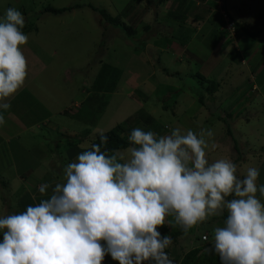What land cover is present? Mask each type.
I'll return each instance as SVG.
<instances>
[{
    "label": "clouds",
    "instance_id": "obj_1",
    "mask_svg": "<svg viewBox=\"0 0 264 264\" xmlns=\"http://www.w3.org/2000/svg\"><path fill=\"white\" fill-rule=\"evenodd\" d=\"M24 27V15L15 8L0 17L3 111L28 76ZM3 111L0 125L6 122ZM98 135L100 143L82 144L86 150L63 168L62 182L39 185L48 198L0 216V264H102L106 255L119 264H173L166 251L172 237L158 228L167 224L187 234L225 210L209 252L222 264H264L259 169L249 167L240 178L230 159L210 163L205 136L211 138V130L174 128L158 135L137 127L127 137L130 146L111 151L107 135Z\"/></svg>",
    "mask_w": 264,
    "mask_h": 264
},
{
    "label": "rangeland",
    "instance_id": "obj_2",
    "mask_svg": "<svg viewBox=\"0 0 264 264\" xmlns=\"http://www.w3.org/2000/svg\"><path fill=\"white\" fill-rule=\"evenodd\" d=\"M166 1L169 0H143L141 2L145 7L143 9L139 0H20L19 5L25 6V8L19 11L23 15L24 13L27 14L28 22L34 23L33 25L38 28V31L33 30L27 35L28 42H35L38 47H41L53 58V62L47 64L43 72L35 79L41 85L27 88L25 92L28 95L27 100L30 99L32 105L39 110L50 104V99L46 95L47 91L55 95L60 93L58 95L59 103H65L69 106L67 115L72 119L73 123L84 120L83 122L88 123L89 128L92 129L81 131L90 138L85 141V145L91 144V141L99 136V132L107 133L116 128L117 125H128V119L132 117L134 112L138 113V115L133 125L149 124L148 126H136L135 128L140 127L145 131L154 130L158 135L170 134L174 128H180L182 132L190 129L197 134L201 131L211 130L213 136L211 138L205 136L210 146L206 149L209 162H214L217 159H230L237 165V175L240 178H243L242 174L246 172L247 168L256 167L260 172L258 185H264V67L260 71L254 69L257 81L251 77V81L247 82L240 65L236 64V61L231 56L234 50L232 40L227 38L229 42H227V46L221 47L216 42L215 47L213 48L212 46L215 36L220 34L228 35L227 32L231 33L227 27L231 18L230 11L232 16L240 21L236 23L231 19L235 25H240L241 30L239 31L242 35L240 37L245 38L247 36L252 38L245 31L248 29L256 31L257 35L262 33L255 39L260 40V37L264 36V0H228L229 12L222 8L223 2H221L220 6L216 7L217 11L212 13L214 16L209 22L210 28L198 34L197 42L203 40L202 35H210L206 40L209 43L207 46L210 48L207 51L210 53L209 60L215 62L219 58H223L225 61L223 60L221 69H226L227 67H229V70L231 69L226 74L216 72L212 75L211 79L220 84L216 93L217 98L219 101H223V104L217 106L216 111L212 109L215 108V105L212 104L214 103L213 100L205 101L208 105V110L200 101L202 93L209 87L208 82L210 79L197 83L195 77H192L197 73L206 77V66L195 67L186 60L173 55L170 47H164L168 43L164 30L167 23L172 27L170 33L178 34L176 30L178 21L174 19L172 22V18L168 15L169 13H165L164 6H160ZM4 2L5 0H0V17H2L1 13L5 14L6 12L3 7ZM89 2L100 9H105L109 14L122 21L124 19L120 14L128 10L130 14L128 19H132V21L125 19L124 22L128 24L126 25L129 28H133L131 40L126 38L125 32L120 28L115 26L108 27V23L101 14L95 13L89 8L87 5ZM151 4L156 5L158 9L156 14L154 10L148 7ZM29 5H32L31 9L28 7ZM76 5H81V7L72 12L59 15L42 13L44 8L48 6L61 9ZM238 11L245 12V14L239 15ZM224 13L228 14L229 20L224 17ZM38 17H40L39 20ZM140 19H142L141 22L139 21ZM254 26L256 30H253ZM190 36L191 34L180 33L176 37L181 38L179 41L183 42L184 39H193ZM232 37L235 39L236 35ZM153 41L154 43H152ZM125 42L129 45L125 44ZM155 44L163 47L164 51L159 56H155L154 52H152ZM194 49L195 47H193ZM203 56L204 54L202 53L200 57L202 58ZM146 58L150 61L149 66L155 71L154 74L150 75L152 77L147 79L146 85L142 84L140 87L144 90L153 88L148 91L149 93H146L148 99L142 100L143 102L139 104L136 100L141 97L138 92L136 94V91L131 94L132 98L129 97V99L125 95H117V93H123L124 88L131 87V82L137 81L132 77L138 76L140 70L149 76L150 71H148L147 63H145ZM228 58H231V61ZM179 60L182 63L178 62ZM164 66L171 72L164 70ZM182 68H184L183 72L180 71ZM103 71L111 72V78L108 80L112 84V86L110 84L112 87L111 94L107 93L109 96L101 97L102 102L99 101L98 95H93V98L88 101H82L87 92L94 91L93 88L98 91L94 83L103 80L100 78V74ZM165 72L169 74L166 75ZM176 72H182V76H169ZM191 74L194 75L191 76ZM220 74H222V77ZM52 85L57 89L58 93L53 89H49L52 88ZM132 85L134 86V84ZM148 85L150 87L146 88L145 86ZM238 87H240V92L245 87H249V91L250 88H256L260 93L257 94L253 104L248 106L245 102H239L241 100L237 96L240 92L236 90ZM126 90L128 91L129 89L127 88ZM179 90H182V92ZM188 94L189 96H187ZM193 94L196 96L191 98ZM109 97L112 98L109 106L111 108L107 109L104 117L102 115L98 116L97 109L104 105ZM77 99L79 105L76 106ZM193 99L194 101H192ZM177 102L181 104L180 109H178ZM201 105L204 108L200 107ZM133 108L136 110L131 113ZM153 109H157V112L155 113ZM174 112L175 115L173 114ZM211 112L214 113L213 116ZM49 113L54 114L53 119L57 115L60 116L55 102L49 106L47 115ZM185 117L192 119L190 125L184 124L187 121ZM54 122V120H48V123L35 129L33 134H37L39 137L32 136L31 150L34 149V151H32L29 158V164L22 170L23 173H27L29 169L40 172L46 165V169L49 170L50 168L60 177L63 168L69 161L64 162L62 159H68L67 147L70 143L69 147L73 146V139L60 137L57 129H54L53 134H51L49 130L52 128L49 125ZM177 122H182V126H175ZM153 124L155 127H153ZM45 135H48L49 138L55 137L57 142L46 141ZM79 142L82 143L80 140ZM212 144H215L214 149L211 148ZM236 148L240 149L241 152ZM46 154L49 155L48 158L43 159L40 157V155L45 156ZM44 178L47 180L49 175L44 176ZM39 196L41 198L44 195L39 194ZM262 202H264V198H262ZM17 210L15 209L16 212ZM226 216L227 212L225 210L223 215L209 217L204 223L189 230L187 234H184L179 227L172 228L167 224L163 226L166 229L165 232H161L163 228L159 229L162 236L171 235L172 237V244L166 251L173 264H181L186 254L200 246L206 250L212 247L214 228L223 226ZM177 231L181 233L175 234ZM206 234L209 238L208 241L203 243L200 238ZM219 261V263H222L221 259ZM118 263L110 255H106L102 262V264Z\"/></svg>",
    "mask_w": 264,
    "mask_h": 264
},
{
    "label": "crops",
    "instance_id": "obj_3",
    "mask_svg": "<svg viewBox=\"0 0 264 264\" xmlns=\"http://www.w3.org/2000/svg\"><path fill=\"white\" fill-rule=\"evenodd\" d=\"M142 1L143 0H139L140 5L144 9L145 7L141 4ZM213 1L216 2L217 5L219 6H220V3L223 2L222 8L225 11H228V12L230 11L227 5L228 0H184V1H180L179 3H177V0H169L160 5V6H164L165 13H169L168 15L169 17L172 18L171 19L172 22L174 19L178 21V25L176 27L178 34L187 33V34H191L190 37H193V39L190 38L189 40L184 39L183 42L179 41L181 40V38L176 37L178 34L170 33L172 31V27L171 25L167 23L166 24L167 26H165L164 30L166 33L168 43L164 47L166 46L170 47V51L173 55H176L178 58L186 60L189 64H192L195 67L196 66H206L205 71L207 75L205 78L210 79V80H212L211 79L212 75H214V73L216 72L226 74L228 71L231 70V69L229 70V67L226 68L227 70L221 69L223 60H224L223 58H219L215 62L213 61L211 62V60H209L210 53H208L207 51L210 50V48L207 46L209 43L206 40L208 39L210 35H202L201 37L203 40L201 42H197L198 34L203 32L205 29L210 28L209 22H211L212 17L214 16L212 15V13H215L217 11L216 7L213 6V3H212ZM19 2L20 0H5L3 7L6 10L8 8H15L17 10L24 9L25 6H20ZM180 4L184 5L182 10L181 8H179ZM31 6L29 5L28 7L31 9ZM155 6L156 5L151 4L148 7L154 10L156 14V10L158 11V9ZM48 7H51V6H48ZM179 10H181V12ZM174 11H177L179 13L172 14L171 12H174ZM230 12L229 14L231 15V19L234 20V22L239 23L240 21L234 16H232ZM42 13H45L44 10L42 11ZM243 13L245 14V12L238 11L239 15H243ZM1 15L4 16L3 13H1ZM120 15L122 16L124 21L125 19H128L130 17V14L128 12L127 13L123 12ZM149 15H151V13H149ZM39 18L40 17H38V20ZM25 19L26 21H29L28 16H26ZM129 21L131 22L132 19H130ZM139 21L141 22L142 19H140ZM236 25L238 28L237 30L238 33L236 34V37H234L235 39H233L230 32H227L228 35L220 34L214 37L215 41L212 46L213 48L215 47V42L220 44L221 47H223L224 45L227 46V42H228L227 38L231 39L232 40L231 42L233 43L232 46L234 49L231 56L233 60L236 61V64L240 65V68L242 69V73L246 77L247 82H250L251 77L255 78L254 69H256V71L257 70L260 71L261 68L264 67V64H263L264 62V36H262L263 39H260V40H255L247 36H245V38L240 37L242 36L239 31L241 30V28L239 27L238 24ZM29 38L32 39L31 36H29ZM152 43H154V41ZM154 47L155 48L154 50H152V52H154L155 56H159V54L164 51L162 45L158 46L157 44H155ZM193 47H195L194 50H193ZM23 49H24L23 53L28 61L27 79L25 81L23 88L9 101L11 104L10 109L7 111L0 110V111H3V114L5 116V121H6L4 125H0V177H2V179H0V216L17 213L19 211H25L27 206L36 205L42 199L48 198V196H45V195L40 198L39 196L40 192L38 191L39 185L43 183H49V184L54 185L56 182H62L64 180V176L61 175L63 174V171L61 172L60 177H58V175H56V173H54V171H52L50 168L49 170L46 169V165L44 166V168H42V171L40 172H37L36 170H33V169H29L27 173L22 172V170L25 169V166L29 164L28 162L29 158L31 156L32 151H34V149L31 150L32 139L33 137H37V138L39 137V135L33 134L35 133L34 132L35 129H37L39 126L41 127V125L48 123V120H54L55 122L52 125L48 124L49 127L52 128L49 130V132L53 134L54 129H57L60 137H66V138L73 139V142H74L73 146L69 147L68 145L67 147L68 148L67 149L68 159H64V158L62 159V161L64 162L69 160L68 163L75 160V158L80 152L86 150L85 148H81V145L84 144L85 141L87 139L89 140L90 138L88 136H85V134L81 131L82 130H88V131L92 130L89 128L88 123L83 122L84 120H79L77 121V123L75 122V124L73 123L72 119H70V117L67 115V113H69L68 111L69 106H67L65 103H61V104L59 103L58 95H60V93L55 95L51 93L50 91H47L46 95L50 99V104L46 105L44 108L39 109V110H37V108H35L32 105L30 99L27 100L28 95L25 94L27 88L29 86L41 85V83H39L38 81H35V79L38 78L41 72H43L47 64H50L51 62H53V58L48 53H46L41 47H38V45H36L35 42L33 41L27 42V44L23 46ZM202 53L204 54V56L201 58L200 55ZM228 60L231 61V58H228ZM149 62H150L149 59L146 58L145 63H147L146 67L148 68V71H150L149 76L143 73L142 70H140V74L138 76L132 77L133 79H136L137 81L131 82V87H127L129 90L127 91L126 90L127 88L126 89L124 88V92L117 93V95L119 96L125 95L129 99V97L132 98L131 94H134V91H136V94L138 92L139 96L141 97V98H138V100H136L139 102V104H141L140 102H143L142 100L145 101L148 99L146 93H149L148 91L152 90L153 88L152 87L150 89L147 88V87H150V85L145 86L147 88L146 90H144L143 88L141 89L140 87L142 84L146 85L147 79L152 77L150 76L151 74L155 73V71L152 70V67L149 66ZM178 62L182 63L180 60ZM163 69L168 70L166 66H164ZM183 70L184 68H182V70L180 71L183 72ZM170 72L171 71H169V73ZM165 73L166 75L169 74L167 72ZM181 73L176 72V73H172L169 76H174L178 74L182 76ZM198 74L199 73L195 75L196 77L192 76L194 74H191V76L195 77L197 83H201V79L197 78ZM220 75L222 77V74ZM255 79H256L255 81L258 80L257 78ZM132 84H134V86ZM51 87L52 88H49V89H53L58 93L57 89L53 85ZM239 88L240 87L236 88L237 92H240ZM179 91L182 92V90H179ZM255 93H256V96H255ZM258 93L260 92L256 88H253V89L250 88V91H249V87H245L244 89L241 90L240 94L237 97L241 100L239 102L241 103L245 102L246 105L249 106V104H253V101H255ZM95 94L96 93L94 91L87 92L86 95L83 97L84 100L82 101L84 102L88 101L90 98H93V95ZM108 94H111V93H108ZM187 96H189V94ZM194 96L196 95L193 94L191 98H193ZM192 101H194V99ZM54 102H55V105L58 106V114L60 115V116L57 115L55 119H53V116H54L53 113H49L47 115L49 106L53 104ZM78 102L79 101L77 99L76 106L79 105ZM111 102H112V98L109 97L107 100V105L105 104L103 105V107L100 106L97 109V112H98L97 115L98 116L102 115V117H104V114L106 113L107 109L111 108L109 107ZM177 104H178V109H180L181 107L180 102L179 103L177 102ZM212 104L215 105V108H212V109L216 111L218 108L217 106L223 104V101H219L218 98H216L214 100V103ZM203 106L201 105L200 107H203ZM137 107H140V106H137ZM205 108L206 110H208L207 106H205ZM163 109L165 110L164 107ZM135 110L136 109L133 108V111H131V113L134 112ZM153 110L155 111V113L157 112V109H153ZM100 112L101 114H99ZM134 113L133 115L138 114V113H135V114ZM173 114L175 115V112ZM211 114L212 116L214 115V113L212 112ZM185 118H187V121L186 123L184 122V124L190 125V123H192V119L189 117H185ZM188 121L189 123H187ZM181 124L182 122H177L175 126H180ZM148 125L149 124H144V123H142L141 125L139 124L130 125L125 133V137L127 138L131 130L134 129L136 126H148ZM153 127H155L154 124H153ZM84 128H87V129H84ZM152 131L155 132L154 130ZM45 136H46L45 138L46 141L57 142V139L55 137L49 138L48 135H45ZM79 140L82 141V143H80ZM40 157L44 159V158H48L49 155L48 154H46L45 156L40 155ZM50 157L55 158L54 156H50ZM47 175H49V178L46 180L44 176H47ZM48 194H51V188L48 189ZM17 207H18V210H17ZM15 209L17 210V212L15 211ZM2 240H3V234L0 233V242H2Z\"/></svg>",
    "mask_w": 264,
    "mask_h": 264
},
{
    "label": "trees",
    "instance_id": "obj_4",
    "mask_svg": "<svg viewBox=\"0 0 264 264\" xmlns=\"http://www.w3.org/2000/svg\"><path fill=\"white\" fill-rule=\"evenodd\" d=\"M180 1H184V0H177V3H179ZM212 3H213V6H215V7L218 6L216 2L213 1ZM87 5L95 13L101 14V16L104 18V20L108 23L107 24L108 27L109 26H115L116 28L117 27L120 28L122 31L125 32L126 38L128 40H131L130 38L132 37L133 28H131V27L129 28V26H127L128 25L127 23H125L121 19H117L116 17L112 16L105 9H100V8L94 6L91 2H89ZM80 7H81V5H76L74 7L70 6V7H65V8H61V9L53 8V7H45L44 8V12L45 13H52V14H55V15H59V14L66 13V12H72L75 9L80 8ZM183 7H184L183 4L179 5V8H181V10H182ZM181 10H179V11L181 12ZM125 12H128V10H126ZM171 13L172 14H178L179 12L174 11V12H171ZM184 15H185V13H184ZM26 16H27V14L24 13V18H26ZM33 24L34 23H30V22L26 21V19H25V27L23 28V32L26 35H29L33 30H37L38 31V28L36 26H34ZM239 27H240V25H239ZM253 30H256L255 26H254ZM245 31L253 39H257L262 34L260 30H258L259 33H261L259 35L256 34V31H251V30H248V29H246ZM261 39H263V38H261ZM127 42H129V41H127ZM134 43H136V42H134ZM125 44H128V43L125 42ZM100 75H101L100 78L103 79V80L101 82L94 83L95 88L98 91H95L94 88H93V90L96 93L95 95L99 96L98 97L100 99L99 101L102 102L103 100H102L101 97H104L106 95L109 96L107 93H111L112 84L108 81L111 78V72L103 71ZM197 78L201 79V81H206V79H207V78L201 76L200 74L197 75ZM208 83H209V87L202 93L203 95L200 97L201 98L200 99L201 103L204 104V106H207V107H208V105L205 103V101L209 100V99H212L214 101L218 97L216 93H217L219 85H220L218 82H215L213 80H209ZM110 84H111V86H110ZM104 94H106V95H104ZM105 104L107 105V102H105L104 105ZM102 107H103V105H102ZM137 115L138 114H136V115H134V116H132V117H130L128 119V122H129L128 125H117L116 128H114L113 130H110L109 132L105 133L107 135V137H108V143L106 145V148L109 151H111L112 149H121V150H123V149L127 148L128 146H130L127 138L125 137V133H126L128 127L135 123V119L137 118ZM228 115H230V113H228ZM152 119H153V117H152ZM145 124H147V123H145ZM92 143H97V144L100 143L99 136L96 137L95 139H93V141H91V144ZM72 144H74L73 141H72ZM103 147L104 146H102V148ZM236 149L239 152H241L240 149H238V148H236ZM161 228H163V227L158 228V231H160L159 229H161ZM165 231H166V229L163 228V231H161V232H165ZM180 233H181L180 231L175 232V234H180ZM200 240H202V239L200 238ZM210 248H212V247H210ZM210 248H208V250H206L202 246H200L199 248L194 249L192 252H190V253H188V254H186L184 256L181 264H222V263H219L220 262L219 261L220 258L215 253V251L209 252Z\"/></svg>",
    "mask_w": 264,
    "mask_h": 264
},
{
    "label": "built area",
    "instance_id": "obj_5",
    "mask_svg": "<svg viewBox=\"0 0 264 264\" xmlns=\"http://www.w3.org/2000/svg\"><path fill=\"white\" fill-rule=\"evenodd\" d=\"M224 17H225L227 20H229V16H228V14L224 13ZM227 27H228V29L231 31V33L234 34V31L236 30V25H235V23H234L233 21H231V18H230V21H229L228 24H227ZM208 238H209V237H208L207 234L202 236V240H203L204 242L208 241Z\"/></svg>",
    "mask_w": 264,
    "mask_h": 264
}]
</instances>
